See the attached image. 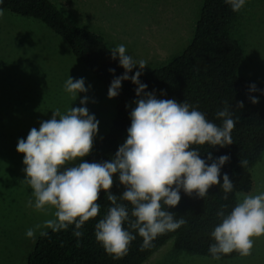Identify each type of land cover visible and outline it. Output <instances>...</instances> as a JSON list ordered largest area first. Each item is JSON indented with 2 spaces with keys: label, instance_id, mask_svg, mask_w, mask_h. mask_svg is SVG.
I'll list each match as a JSON object with an SVG mask.
<instances>
[{
  "label": "clouds",
  "instance_id": "9594fccd",
  "mask_svg": "<svg viewBox=\"0 0 264 264\" xmlns=\"http://www.w3.org/2000/svg\"><path fill=\"white\" fill-rule=\"evenodd\" d=\"M225 3L238 12L246 0H225ZM111 54L113 60L118 55L125 73L113 79L108 97H117L125 80L137 85L138 97L130 112L127 138L114 157L110 161H84L69 166L70 162L91 153L99 131V121L86 107L87 96L80 100L85 106H72L64 114L59 109L53 111L51 119L40 122L39 129L33 127L26 139H19L17 151L24 154V181L34 197V201H27V206L37 211H44L46 206L55 208V218L44 221L43 227L60 231L74 225L73 235L82 237L85 222L100 212L101 191L107 194L111 206L95 224V238L107 254L120 259L127 254L137 234L143 239V250L151 247L158 235L175 231L186 223L169 211L180 203L181 191L205 198L212 186L220 185L226 194L224 199H228L227 194L233 191L234 184L225 173L221 185L220 174L230 157L223 155L213 159L209 152L208 160L212 161L209 164L192 145L223 147L233 144L231 132L235 120L227 106L217 112V117L223 118L222 126H217L187 101L158 99L155 91H146L147 84L140 81L142 70L147 66L145 60H134L126 54L123 44L112 48ZM137 65L141 71L129 76ZM109 71L115 73V69ZM64 87L74 98L89 90L84 78L74 80L71 76ZM249 91L261 90L252 84ZM249 99L253 104L259 103L258 97L250 96ZM237 106L243 109L244 104L239 101ZM246 165L247 160L240 161L241 167ZM117 174L124 187L119 196L110 191ZM236 197L237 203L229 214L224 211L227 205H222L217 212L221 223L211 233L215 243L209 247L215 260L234 251L248 256L254 246L252 238L264 236V191L258 194L238 192ZM122 201L128 202L131 209ZM34 235L35 229L26 231L27 237Z\"/></svg>",
  "mask_w": 264,
  "mask_h": 264
},
{
  "label": "rangeland",
  "instance_id": "374dc122",
  "mask_svg": "<svg viewBox=\"0 0 264 264\" xmlns=\"http://www.w3.org/2000/svg\"><path fill=\"white\" fill-rule=\"evenodd\" d=\"M52 1L78 26L104 37L110 50L123 44L126 54L134 60H145L147 66L142 72L163 67L185 51L193 39L203 5V0ZM239 15L231 31L244 51L237 74L264 85V0H246ZM11 35L16 36L7 43ZM23 43L27 48L31 46L29 51L20 49ZM9 59L28 69L31 75H27L28 71L10 73L5 65ZM134 70L141 71L138 65ZM70 76L74 80L84 78L88 92L78 93L75 98L67 92L64 86ZM0 81V86L6 81L5 88L11 82L12 88L16 86L8 107L0 90V111H3L0 122V264H22L34 251L43 236L41 233L52 229L43 224L55 218V208L46 206L44 211H37L27 206V201H34V197L24 181V154L17 151L19 139H26L33 127L39 129L40 122L51 119L56 109L64 114L72 106H85L80 100L87 96L86 107L99 121L94 149L110 132L116 117V102L108 97L106 87L91 75L61 37L37 20L14 17L10 12L0 16ZM5 112H16V115L5 120ZM88 156L70 162L69 166L86 161ZM251 174L253 187L249 193L264 191V152ZM37 225L41 227L36 228ZM30 228L35 229L33 238L26 236ZM252 239L254 246L250 255L228 260L176 252L171 240L143 264H264V236Z\"/></svg>",
  "mask_w": 264,
  "mask_h": 264
},
{
  "label": "trees",
  "instance_id": "16d2710c",
  "mask_svg": "<svg viewBox=\"0 0 264 264\" xmlns=\"http://www.w3.org/2000/svg\"><path fill=\"white\" fill-rule=\"evenodd\" d=\"M0 10L10 12L14 17L33 19L44 24L70 46L73 55L107 90L115 77L125 73V69L120 66L119 58L112 59L111 50L106 45L104 37L78 26L52 0H0ZM240 12L241 10L234 12L225 0H203L190 45L167 65L142 72L140 76V81L148 86L146 91H155L158 99L187 101L217 126L223 124V118L216 115L218 111L227 106L233 113L232 118L235 120V127L231 132L233 144L223 147L208 144L192 145V148L197 149L201 158L209 164L212 163L208 160L209 152L212 153L213 159L223 155L230 157L221 168L220 174L221 185L225 173L234 184L233 191L227 194L228 199H224L226 194L220 185L212 186L205 198H199L195 193L189 196L181 191L180 203L169 211L175 213L177 219L182 217L186 223L175 231L158 235L152 246L143 250L141 249L143 239L137 234L127 254L120 259H114L95 238V224L106 215L111 206L107 194L102 190L98 200L100 212L97 217L85 222L81 229L82 237L73 235L74 225L60 231L51 229L47 235L38 239L26 264H143L171 240L174 241L176 252L213 259L209 247L215 243L211 233L215 226L221 223L217 212L221 210L222 205H227L224 211L225 214H229L237 203L236 193H249L252 190L251 171L264 152V85L243 79L237 74L244 58V51L233 38L231 31ZM15 36L7 37V43ZM28 38L30 36H27ZM30 47H25L23 43L20 49L23 48L27 52ZM5 62L10 73L17 75L21 71H28L27 75H31L28 69L14 60L9 59ZM110 69H115V73L110 72ZM1 72L4 73V70ZM135 73L132 71L129 76ZM9 81L13 82L12 79ZM5 82H2L0 90L4 92L8 107L11 102L9 98L16 86L12 88L11 82L5 88ZM252 84L261 91L250 92L249 86ZM136 88L137 85L131 80L122 81L120 94L114 98L116 117L110 132L96 144L87 162L110 161L119 146L125 142L127 129L131 126L130 112L136 106L134 101L138 99ZM9 92L11 93L8 94ZM250 96L258 97L259 103H251ZM239 101L243 102V109L238 108ZM2 112L0 111V122ZM15 113L5 112L4 119L15 116ZM241 160H247V165L241 167ZM10 168L13 169L12 166ZM114 180V186L110 191L119 196L124 187L119 182L118 174ZM122 203L128 204L124 201ZM128 207L131 209L130 204ZM241 256L234 251L221 255L219 260Z\"/></svg>",
  "mask_w": 264,
  "mask_h": 264
},
{
  "label": "crops",
  "instance_id": "0c3cea01",
  "mask_svg": "<svg viewBox=\"0 0 264 264\" xmlns=\"http://www.w3.org/2000/svg\"><path fill=\"white\" fill-rule=\"evenodd\" d=\"M119 58V57H118ZM132 71H135L134 69L132 70ZM136 72V71H135ZM30 256V255H29ZM28 260V259H27ZM27 260L26 261H24L22 264H25L26 262H27Z\"/></svg>",
  "mask_w": 264,
  "mask_h": 264
}]
</instances>
